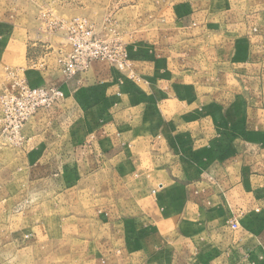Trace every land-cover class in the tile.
<instances>
[{
    "label": "crops",
    "instance_id": "0c3cea01",
    "mask_svg": "<svg viewBox=\"0 0 264 264\" xmlns=\"http://www.w3.org/2000/svg\"><path fill=\"white\" fill-rule=\"evenodd\" d=\"M201 22H159L142 49L129 36L130 71L94 62L70 79L57 58L66 35L41 34L26 55L34 82L23 79L60 87L65 98L31 118L22 137L37 165L75 179L65 192L92 188L113 212L122 203L155 206L163 264H264V43L230 54L231 84L196 93L168 52L174 34L195 41L186 34ZM4 28L0 43L8 45L13 32Z\"/></svg>",
    "mask_w": 264,
    "mask_h": 264
},
{
    "label": "rangeland",
    "instance_id": "374dc122",
    "mask_svg": "<svg viewBox=\"0 0 264 264\" xmlns=\"http://www.w3.org/2000/svg\"><path fill=\"white\" fill-rule=\"evenodd\" d=\"M40 1L0 0V27L4 23L14 41L0 43V97L18 80L34 82L27 73L30 43L59 32L49 25L55 20L85 18L97 35L118 41L127 54L121 72H128L129 36L144 46L146 31L159 22L201 19L200 28L186 34L196 40L178 43L174 34L168 52L188 72L185 82L197 84L196 93L231 84L230 54L264 43V0H42L49 7ZM22 131L7 128L0 104V264H163L155 206L122 203L113 212L112 206L100 208L92 188L86 194L79 186L65 192L64 182L75 179L37 165Z\"/></svg>",
    "mask_w": 264,
    "mask_h": 264
},
{
    "label": "built area",
    "instance_id": "2783aa9c",
    "mask_svg": "<svg viewBox=\"0 0 264 264\" xmlns=\"http://www.w3.org/2000/svg\"><path fill=\"white\" fill-rule=\"evenodd\" d=\"M56 30L66 35L67 46L57 53L58 64L67 79L86 72L94 62H107L125 70L127 54L118 41L107 40L95 33L93 25L83 18L61 22ZM19 81V82H18ZM11 90L0 97L4 122L15 134L20 133L31 118L42 111L59 105L65 98L62 88L57 86H30L18 80ZM232 228H238L236 223Z\"/></svg>",
    "mask_w": 264,
    "mask_h": 264
}]
</instances>
